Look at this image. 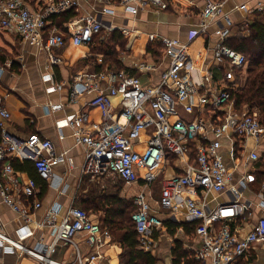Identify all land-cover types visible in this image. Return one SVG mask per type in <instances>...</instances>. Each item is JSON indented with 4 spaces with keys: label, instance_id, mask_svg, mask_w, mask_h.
I'll return each instance as SVG.
<instances>
[{
    "label": "built area",
    "instance_id": "obj_1",
    "mask_svg": "<svg viewBox=\"0 0 264 264\" xmlns=\"http://www.w3.org/2000/svg\"><path fill=\"white\" fill-rule=\"evenodd\" d=\"M100 1L106 6L98 16L82 18L79 28L66 33L52 25L50 18L74 8V0H53L37 12L24 0H0V31L34 42L47 53L52 68L62 62L55 51L64 49L69 41L92 47L102 32L113 31L104 20V15L114 14L112 4H120L133 16L151 7L168 8L166 0ZM227 1L206 0L201 13V32L206 33L213 25L217 27L214 34L219 42L213 50V67L202 61L203 54L194 57L188 43L148 34V42L161 46L167 61L157 84L145 85L139 76L125 70L78 75L70 96L75 101L84 93L92 94L87 106L101 111V122L92 123L88 111L58 122L61 140L65 138L62 129L69 127L77 143L87 148L85 174L111 175L127 185L144 182L146 190L137 194L138 209L132 215L141 249L150 250L153 235L164 228L161 211H170L172 220L185 211L188 221L197 223L195 233L201 247L195 251L194 259L201 264H253V252L264 247V218L246 234L239 225L253 205L249 199L242 201L247 190L260 200L257 207H264V181L256 190L253 188L257 184L255 171L261 159L264 125L257 109L236 106L234 93L241 86L238 74L247 71L248 62L243 53L226 44L232 27L230 16L224 12ZM99 62L102 63L101 57ZM137 67L140 72L157 69L156 64L144 61ZM195 70L201 73L200 82L194 79ZM46 80L52 83L48 93L62 89L52 75ZM116 96L121 97L118 114L112 105ZM48 107L53 111L61 109L60 105ZM10 118L0 101V197L22 222L16 237H12L0 217V249L28 256L39 264H120L122 246L84 208L71 205L62 214V207L56 202L40 220L34 218L42 208L41 190L33 178L21 183L13 161L33 162L39 176L62 193L66 190L63 179L55 180L52 172L55 166L70 159L65 152L57 153L53 142L38 133L23 141L12 138L5 128ZM138 146L143 148L139 150ZM168 166L175 172L172 177L163 173ZM240 168L243 174L237 171ZM156 182L161 184L160 198L154 205L151 189ZM228 192L230 200L214 207L206 200L211 193ZM46 231H50V240L37 236ZM83 235L90 246L85 256L78 247ZM61 248H73L75 259H57Z\"/></svg>",
    "mask_w": 264,
    "mask_h": 264
},
{
    "label": "crops",
    "instance_id": "obj_2",
    "mask_svg": "<svg viewBox=\"0 0 264 264\" xmlns=\"http://www.w3.org/2000/svg\"><path fill=\"white\" fill-rule=\"evenodd\" d=\"M52 1L35 0L33 3L31 1L25 2L33 11L37 12L51 4ZM74 1L76 2V6L72 9L77 13V16L68 23H64L62 27H59L50 18L52 25L56 26L60 31L68 33L69 29L76 30L82 25L79 20L88 16H98L102 12L103 7L106 6L100 0ZM166 1L168 2L166 10L151 7L138 12L134 16L127 14L125 8L120 4H112L114 14L104 15V20L108 26H112L113 31L109 33L102 32L101 36H97L96 44L92 47L84 45L76 46L69 41L64 49L55 51L62 59V62L52 68H49V56L47 53L34 42H24L16 34L0 31V101L11 115V118L5 124L7 133L18 141L26 140L31 134L38 133L43 138L53 142L57 153L65 152L70 159L66 164L55 166L52 172L55 180L63 179L66 187L64 192L60 193V189L40 176H36V180L34 179L41 190L40 199L42 202V208L36 211L34 217L36 220H40L47 208L58 202L62 207V214H65L71 205H75L87 209L94 221L103 223L102 219L105 216L104 209L101 207L103 196L119 191L116 194L121 198L132 199L135 202L137 194L146 190L143 181L127 185L111 175L95 177L85 174L83 168L87 148L77 143L73 131L69 127L62 129L65 138L61 140L58 122L64 120L69 115L82 111H88L92 123L101 122V111L87 106V103L93 97L92 94L84 93L74 101L70 93L71 87L78 75L109 70H96L97 65L104 63V58L103 55L97 53L98 51L94 52V54L92 50L93 48H97L98 44L102 43L104 39H111V33L113 34L114 31H118L124 41H126L123 48L117 47V51L123 52V56L117 58V69H122L130 74L139 76L145 85L157 84L162 71L167 68V61H164L162 47L149 43L147 40L148 34H157L188 43L190 53L194 57L198 54H203L204 60L202 61L208 66H214L213 50L219 42L218 36L214 34L217 27L213 25L206 33L201 32V25L203 23L201 13L205 7L206 0ZM260 7L263 9L261 10ZM224 12L232 20L228 40H242L250 35V27L260 17L258 16L259 13L264 12V0H228L225 4ZM123 30H127L128 33H123ZM100 57L102 58V63L99 62ZM142 61L156 64L157 69L151 72H140L137 65ZM48 75L53 76L56 84L62 85L60 91L47 92L48 87L52 85L51 82L46 80ZM193 76L196 82L201 81L199 70H195ZM241 80L242 77L239 73L238 81L240 85ZM102 85L106 89L107 83L105 81H103ZM120 100V96H116L112 100L113 109L116 114L120 112ZM50 104L60 105L61 109L53 111L48 107ZM250 144L252 146L253 142L251 141ZM141 148L143 146H138L139 150ZM262 149L260 152L264 162V137ZM170 160L172 162V158ZM228 165L231 170H234L231 163ZM237 171L241 174L244 173L243 168L237 169ZM238 172H236V177L239 176ZM16 173L22 184L27 182L29 178H33L27 172L16 170ZM163 173L168 177L175 175L173 168L170 166L166 167ZM115 181L123 183L132 194L129 191L126 192L125 189L114 188ZM156 184L158 182L154 183L151 189L154 205L159 200L154 199L153 188ZM42 185H45V189H42ZM253 188L255 190L259 188V184L257 183ZM251 193L250 189L247 190L242 201L245 202L247 199L252 201L250 199ZM230 198L229 192L222 195L211 193L206 200H208L211 207H214L218 203L227 202ZM258 204L259 202H253L251 210L241 218L242 222L239 225L243 234H246L260 218H264V207L263 209L258 208ZM170 215L167 218H163V220H172ZM0 217L7 232L12 237H16V230L20 227L22 221L16 213L3 203L1 197ZM172 221L174 223H193L188 221L185 211L180 214L178 219ZM40 235H44L46 241L50 240V231L37 233L38 237ZM85 238L86 236L83 235V237L78 239V247L83 256L90 252V246L86 243ZM175 240H181L184 247L189 252H192L193 255L201 247V242L196 236L195 229L192 234L187 235L185 230L180 228L176 235L172 236L164 226L156 235H153L154 242L148 251L157 258L159 264H173L172 249L175 246ZM56 258L59 260H74L73 248H61ZM252 258L253 264H264V247L263 249L260 248L258 251H254ZM0 264L39 263L28 256H19L17 253H4L0 249ZM116 264H119L118 261H116Z\"/></svg>",
    "mask_w": 264,
    "mask_h": 264
},
{
    "label": "trees",
    "instance_id": "obj_3",
    "mask_svg": "<svg viewBox=\"0 0 264 264\" xmlns=\"http://www.w3.org/2000/svg\"><path fill=\"white\" fill-rule=\"evenodd\" d=\"M25 1H31L33 3L35 0ZM76 16L77 13L74 9H71L60 14H54L51 16V19L53 23L62 27L64 23H68ZM258 16L260 17H258L250 27V35L248 37L242 40L231 39L228 40L226 44L236 51L243 53L248 62L244 84H241L240 88L234 93L236 106L238 109L244 106L257 109L264 125V12L259 13ZM111 35V39H108L110 46L107 44L105 48L104 46L101 47L100 42V44H98L99 46L92 50L93 53L98 51L97 53L103 55L104 58V63L96 66V70L98 71L105 69L122 70L116 67L118 65L117 47L123 48L126 41H124L122 35H120L118 31H114ZM13 165L15 170L27 172L35 180L39 176L31 161L22 163L19 160H14ZM258 168L259 170L256 172V175L258 180L262 182L264 181V162L258 165ZM42 189H45V185H42ZM118 192L119 191L116 193ZM116 193L103 196L101 207L104 209L105 216L102 219L103 223H100L103 227L109 229L112 235H116V242L123 248L120 264L157 263V258L150 251H145L140 248L139 236L135 223L132 220L133 213L138 209L137 204L134 200L121 198ZM164 226L167 232L172 236H175L180 228H183L187 235H190L194 229L196 231L197 223H174L172 220L166 219L164 221ZM172 254L174 257L173 264H201L194 259L192 252H189V250L184 247L181 240H175Z\"/></svg>",
    "mask_w": 264,
    "mask_h": 264
},
{
    "label": "rangeland",
    "instance_id": "obj_4",
    "mask_svg": "<svg viewBox=\"0 0 264 264\" xmlns=\"http://www.w3.org/2000/svg\"><path fill=\"white\" fill-rule=\"evenodd\" d=\"M107 39V38H106ZM100 44V43H99ZM107 44H109V46H110V43L108 42V40H104L102 43H101V47H103L104 46V48H105V46L107 45ZM117 53H118V55H117V58H121L122 56H123V52L122 51H117ZM247 75V73H246V71L245 72H243V73H241V77H242V80H241V84L243 85L244 84V81H245V76ZM263 150V149H262ZM262 156H263V154H262ZM261 163H263V157L261 158V160L257 163V167L256 168H258V165H260ZM257 183L260 185V181L258 180V177H257ZM160 186H161V184H160V182H158V184H156V186L153 188V192H154V199H159L160 197H159V191H160ZM114 188H117V189H122V190H124L125 189V191L127 192V191H129V193L131 192L130 190H127L126 189V186H124V184L123 183H121V182H119V181H115V184H114V186H113ZM131 194H132V192H131ZM250 199L253 201V202H255V203H257V202H259L260 200L256 197V196H254L252 193L250 194ZM170 211H167V210H163V211H161V217L162 218H167V216L168 215H170ZM113 239L116 241V235H113ZM160 245V244H159ZM162 246V245H161ZM111 264H113V261H111Z\"/></svg>",
    "mask_w": 264,
    "mask_h": 264
}]
</instances>
